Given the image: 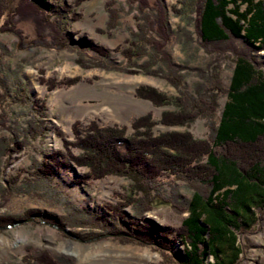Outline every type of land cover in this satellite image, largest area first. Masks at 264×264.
Returning <instances> with one entry per match:
<instances>
[{
    "label": "rangeland",
    "instance_id": "obj_1",
    "mask_svg": "<svg viewBox=\"0 0 264 264\" xmlns=\"http://www.w3.org/2000/svg\"><path fill=\"white\" fill-rule=\"evenodd\" d=\"M162 1L172 32L164 50L182 69L186 88L180 91L167 79L169 68L164 62L149 72L144 68L148 57L135 63L128 57L129 41L143 23L137 19L141 13L136 0H50L56 10L61 5L70 7L61 10L65 36L39 15L23 13L19 6L8 16H2L0 9V80L5 84L0 85V96H5L0 100V264H174L158 243L166 232L170 239L176 238L177 251L185 250L177 235L188 216L187 202L195 192L208 191L203 168L200 174L189 171L179 177L165 173L164 181L156 186L158 197L151 210L137 214L130 207L124 209L141 229L155 235L146 242L134 234L112 233L110 229L120 226V221L103 207L124 202L130 180L107 176L83 184L79 178L87 169L72 162L71 167H64L68 157L64 163L60 160L51 177L37 172L45 156L66 152L65 141H74L76 123L82 128L94 121L106 127H126L132 134L131 125L139 117L152 115L159 121L164 113L175 111L172 103L158 106L138 98V88L158 89L172 101L188 90L191 99L200 86L211 85L209 79L216 75L223 86L219 111L184 126L157 122L153 127L156 136L189 133L196 140L211 142L226 102L224 89L233 74L234 50L230 45L207 46L201 41L194 12L199 0ZM260 54L264 57V52ZM22 82L27 84L25 92L32 102L45 103L43 114L32 110L31 102L22 105L13 98ZM32 126L39 129L35 137L27 133ZM17 142L21 148L16 147ZM253 148H261L262 155V144L250 146L246 152ZM227 151L244 154L243 148ZM35 211L36 216H27ZM94 216L109 220V226L102 228ZM50 217L61 220L62 226L45 221ZM259 217L254 227L239 234L243 254L237 264H264V212ZM11 219L14 222L8 223ZM128 236L131 240H125Z\"/></svg>",
    "mask_w": 264,
    "mask_h": 264
},
{
    "label": "trees",
    "instance_id": "obj_2",
    "mask_svg": "<svg viewBox=\"0 0 264 264\" xmlns=\"http://www.w3.org/2000/svg\"><path fill=\"white\" fill-rule=\"evenodd\" d=\"M49 1L0 0L1 15L8 16L12 8L16 11L19 6L23 13L39 15L46 24H51L56 33L65 36L61 10L67 11L70 7L61 5V10H56ZM136 1L141 13L137 19L143 20V23L139 24L138 35L129 41L128 57L134 63L139 58L148 57L144 68L149 72H153V66L164 62L169 68L167 79L180 91L185 87L184 77L180 76L182 69L171 61L164 50L172 35L167 8L162 0ZM194 12L201 41L207 46L230 45L235 55L230 85L224 89L226 102L211 142L196 140L189 133L156 136L153 127L157 122L167 126H184L219 111L218 97L223 93V86L216 75L209 79L211 85L207 88L200 86L191 99L188 90L172 101L158 89L138 88V98L158 106L172 103L175 111L164 113L159 121L153 120L152 115L139 117L131 125L132 134H128L126 127H106L94 121L82 128L80 123H76L72 128L74 141H65L66 152L45 156L37 172L40 176L51 177L60 160L64 163L68 157L69 162L65 160L64 167H71L72 162L78 168L87 169L79 178L83 184L107 176L130 180L129 195L122 197L125 201L107 203L103 207L120 221V226L110 229L112 233L134 234L137 239L146 242L155 235L141 229L140 223L127 216L124 209L130 207L137 214L151 210L158 197L156 186L164 181L165 173L171 172L179 177L189 171L196 174L203 168L208 193L197 191L187 202L185 211L188 216L184 218L183 227L177 235L185 250L177 251L176 238L170 239L167 232L161 234L162 240L158 243L163 250H167L163 251L164 256L171 257L170 261L174 264H237L243 254L239 234L254 227L259 221V213L264 212V57L260 54L264 52V0H199ZM66 41L64 44L68 45ZM95 50L109 57L106 51ZM0 85L5 87L3 80H0ZM27 88V84L22 82L13 98L22 105L31 102L32 110L43 114L45 103L38 106L32 102L25 92ZM1 99L5 96H0ZM37 130L32 126L27 133L35 137ZM259 143L262 144V155L259 153L261 148L246 152L248 147ZM191 145L205 146L192 148ZM16 147L21 148L22 144L17 142ZM230 147L243 148L244 154L229 153L227 150ZM70 148L77 149L79 154H73ZM34 215H37L36 211L27 216ZM44 219L62 226L58 218ZM94 219L104 229L109 226L107 219L98 216ZM12 222L14 220L11 219L8 223ZM148 228L152 230V226ZM128 239L131 240L129 236L125 238Z\"/></svg>",
    "mask_w": 264,
    "mask_h": 264
}]
</instances>
